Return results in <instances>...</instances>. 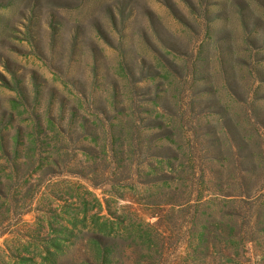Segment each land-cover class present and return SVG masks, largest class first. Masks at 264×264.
I'll return each mask as SVG.
<instances>
[{
  "label": "rangeland",
  "instance_id": "obj_1",
  "mask_svg": "<svg viewBox=\"0 0 264 264\" xmlns=\"http://www.w3.org/2000/svg\"><path fill=\"white\" fill-rule=\"evenodd\" d=\"M263 227L264 0H0V264L62 228L60 264L103 228L114 264H264Z\"/></svg>",
  "mask_w": 264,
  "mask_h": 264
},
{
  "label": "trees",
  "instance_id": "obj_2",
  "mask_svg": "<svg viewBox=\"0 0 264 264\" xmlns=\"http://www.w3.org/2000/svg\"><path fill=\"white\" fill-rule=\"evenodd\" d=\"M17 83H20L17 81ZM164 162H161L157 167L161 170L164 169ZM166 166L171 169V160L169 159L166 163ZM234 229V228H233ZM209 227L207 224H202L200 226V231L197 233L196 242H192L188 245V248L193 252L202 251L203 248L208 249L209 244ZM264 230V227L262 228ZM66 228H62L57 233L56 238L52 239L49 244L46 245L45 259L48 260L49 264H60V259L63 255L67 253L70 249V245L72 244L70 241L72 240L73 230H69L70 235H66ZM111 231L106 230L105 228L99 229L98 231L92 233V235L88 239V248L90 251V255L92 256V260H88V264H114L115 257L118 247H120V241L117 237L111 234ZM153 239L148 236L143 244L145 245L144 249L146 251H152ZM70 243V244H69ZM21 264H39L34 260L33 257H22Z\"/></svg>",
  "mask_w": 264,
  "mask_h": 264
}]
</instances>
